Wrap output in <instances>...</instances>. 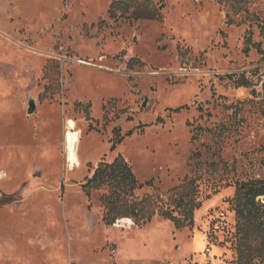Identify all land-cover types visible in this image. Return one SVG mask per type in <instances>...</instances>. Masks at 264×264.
Returning <instances> with one entry per match:
<instances>
[{"label":"rangeland","instance_id":"rangeland-1","mask_svg":"<svg viewBox=\"0 0 264 264\" xmlns=\"http://www.w3.org/2000/svg\"><path fill=\"white\" fill-rule=\"evenodd\" d=\"M114 1L0 0V264H264L235 210L237 184L264 178V53L247 50L264 51V0L243 24L220 0H162L160 20L112 17ZM119 155L153 180L140 195L197 179L194 224H106L83 184Z\"/></svg>","mask_w":264,"mask_h":264},{"label":"trees","instance_id":"trees-1","mask_svg":"<svg viewBox=\"0 0 264 264\" xmlns=\"http://www.w3.org/2000/svg\"><path fill=\"white\" fill-rule=\"evenodd\" d=\"M220 1L230 7L227 14L228 23L247 22L248 17L243 16L249 12V0ZM161 2L162 0H115L110 8V16L160 20L163 10ZM259 26L264 36V20L260 19ZM251 45L257 47L260 53H264L261 44L253 43L249 37L247 50ZM237 82L240 86L247 87L253 84V81L245 75H242ZM116 131L118 132L117 128ZM122 139L123 137H120L119 141ZM83 186L88 194L102 191L99 200L105 208L106 224H114L118 219L128 218L135 224L142 225L155 216H163L173 220L179 227L193 225L195 211L201 204L199 184L195 178H186L181 184L170 189L168 196L161 193L140 195L138 191L145 186H153V180L141 183L132 165L122 155L112 162H100ZM261 196H264V178L238 183L235 210L237 216L248 221L264 242V219L260 214L264 204L259 201Z\"/></svg>","mask_w":264,"mask_h":264},{"label":"bare ground","instance_id":"bare-ground-1","mask_svg":"<svg viewBox=\"0 0 264 264\" xmlns=\"http://www.w3.org/2000/svg\"><path fill=\"white\" fill-rule=\"evenodd\" d=\"M80 137L81 130L78 129L76 122L73 119L68 121V130L65 134V146L67 152L68 165L70 167L74 166L78 162L79 151H80ZM77 143V150L74 148V145ZM128 219V218H127ZM213 251V250H212Z\"/></svg>","mask_w":264,"mask_h":264},{"label":"water","instance_id":"water-1","mask_svg":"<svg viewBox=\"0 0 264 264\" xmlns=\"http://www.w3.org/2000/svg\"><path fill=\"white\" fill-rule=\"evenodd\" d=\"M28 105H29V106H28V113H29V114L34 113L35 110H36V108H37L36 99L33 98V97H31V98L29 99V104H28ZM87 118H89V119L91 118V112H90V109L87 110ZM74 148L77 150V148H78L77 143L74 145ZM262 197H264V196H261V197L259 198V201H260L261 203H264V199H261Z\"/></svg>","mask_w":264,"mask_h":264},{"label":"built area","instance_id":"built-area-1","mask_svg":"<svg viewBox=\"0 0 264 264\" xmlns=\"http://www.w3.org/2000/svg\"><path fill=\"white\" fill-rule=\"evenodd\" d=\"M263 94H264V91H263Z\"/></svg>","mask_w":264,"mask_h":264},{"label":"crops","instance_id":"crops-1","mask_svg":"<svg viewBox=\"0 0 264 264\" xmlns=\"http://www.w3.org/2000/svg\"><path fill=\"white\" fill-rule=\"evenodd\" d=\"M124 219H126V218H124Z\"/></svg>","mask_w":264,"mask_h":264}]
</instances>
